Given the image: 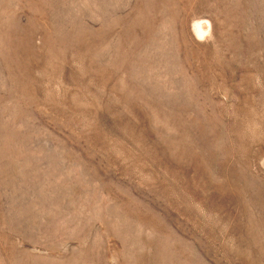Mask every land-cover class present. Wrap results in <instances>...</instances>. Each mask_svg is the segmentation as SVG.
<instances>
[{
	"label": "rangeland",
	"instance_id": "obj_1",
	"mask_svg": "<svg viewBox=\"0 0 264 264\" xmlns=\"http://www.w3.org/2000/svg\"><path fill=\"white\" fill-rule=\"evenodd\" d=\"M0 264H264V0H0Z\"/></svg>",
	"mask_w": 264,
	"mask_h": 264
}]
</instances>
